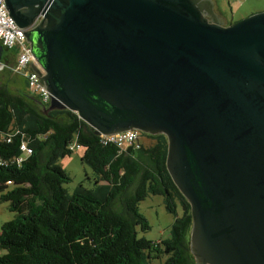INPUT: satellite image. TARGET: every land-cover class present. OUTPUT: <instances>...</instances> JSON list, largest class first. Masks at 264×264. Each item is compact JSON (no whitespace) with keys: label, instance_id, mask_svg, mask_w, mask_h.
Masks as SVG:
<instances>
[{"label":"water","instance_id":"water-1","mask_svg":"<svg viewBox=\"0 0 264 264\" xmlns=\"http://www.w3.org/2000/svg\"><path fill=\"white\" fill-rule=\"evenodd\" d=\"M5 2L46 111L71 109L96 134L167 136L196 264H264V11L225 25L214 0Z\"/></svg>","mask_w":264,"mask_h":264},{"label":"trees","instance_id":"trees-1","mask_svg":"<svg viewBox=\"0 0 264 264\" xmlns=\"http://www.w3.org/2000/svg\"><path fill=\"white\" fill-rule=\"evenodd\" d=\"M15 90L0 82V156L9 161L0 166V204L16 213L1 226L0 264H196L191 203L168 170L165 134L140 131L154 142L122 149L105 143L77 112L46 111L49 104L31 91ZM24 141L32 153L13 161ZM74 144L83 149L93 186L70 193L59 159ZM152 194L176 214L162 242L138 236V228H150L139 203Z\"/></svg>","mask_w":264,"mask_h":264},{"label":"rangeland","instance_id":"rangeland-1","mask_svg":"<svg viewBox=\"0 0 264 264\" xmlns=\"http://www.w3.org/2000/svg\"><path fill=\"white\" fill-rule=\"evenodd\" d=\"M220 3L223 6V12L228 15L229 21L232 22L233 16L237 14L234 17L233 23L251 14L257 13V11H264V0H242L241 3H235L234 0H220ZM240 13H247L249 15L241 18V15H239ZM10 53L12 55L16 54L17 49L14 48L10 52L7 51L6 55H4L7 68L0 71V82L7 83L13 91H16V87L20 91L24 90V92H30L25 77L21 75L18 70V72L16 71V58L11 56ZM141 140L145 145H150L154 142V139L145 135H141ZM75 145L76 144H74V146ZM82 153L83 149L79 148L74 150L72 154L59 159V164L70 176V180L65 184V187L70 193L75 192L80 184H83L87 188L93 186V181L90 179L92 178L93 172L90 166L82 162ZM88 176L90 178H88ZM139 211L147 218L150 225V228L147 230L138 228L139 237L144 236L154 242H162L170 238L171 225L176 218V214L170 212L166 208L162 195L152 194L147 196L139 203ZM177 211L178 214H182L181 206H178ZM15 216L16 213L9 209L7 202H2L0 204V232L2 224L8 220H12ZM192 259L195 260V257L192 256Z\"/></svg>","mask_w":264,"mask_h":264},{"label":"built area","instance_id":"built-area-1","mask_svg":"<svg viewBox=\"0 0 264 264\" xmlns=\"http://www.w3.org/2000/svg\"><path fill=\"white\" fill-rule=\"evenodd\" d=\"M38 23V20L34 25ZM26 33V28H21L17 25L15 20L9 15V10L6 7L5 0H0V44L6 51L17 49L15 67L21 75L26 78L27 85L30 91L38 96L40 101L44 104H49L51 100V93L48 91L47 86L42 82L40 72L33 68V65L41 69L40 64L37 62L36 57L31 52V46L27 37L23 34ZM6 59L0 60V71L7 68ZM14 67V68H15ZM17 71V72H18ZM105 143H116L122 149L127 147L140 148L142 145L141 133L137 129H128L125 131L113 134H100ZM1 139L4 136L0 137ZM10 141V137L7 138ZM81 148L76 144L72 146V150ZM32 153V148L26 141L22 142L19 150L14 157L13 161L20 163L25 156ZM9 161L0 156V166L8 165ZM9 183L11 181H8Z\"/></svg>","mask_w":264,"mask_h":264},{"label":"crops","instance_id":"crops-1","mask_svg":"<svg viewBox=\"0 0 264 264\" xmlns=\"http://www.w3.org/2000/svg\"><path fill=\"white\" fill-rule=\"evenodd\" d=\"M235 1V3H237V2H239V3H241L242 2V0L240 1V0H234ZM214 10L216 11V13L218 14V17L220 18V20H222L223 22H224V24L225 25H229V24H231V23H233V21H234V17H235V15H237V14H235L234 16H233V19H232V22L231 21H229L228 20V15L227 14H225L223 11H224V9H223V6L221 5V3H220V0H214ZM258 12V11H257ZM249 13H253V12H249ZM239 15H241L240 17L242 18V17H245L246 15H249V14H239ZM6 55V54H5ZM6 58H5V56H4V58H3V60H5Z\"/></svg>","mask_w":264,"mask_h":264},{"label":"flooded vegetation","instance_id":"flooded-vegetation-1","mask_svg":"<svg viewBox=\"0 0 264 264\" xmlns=\"http://www.w3.org/2000/svg\"><path fill=\"white\" fill-rule=\"evenodd\" d=\"M7 51L4 49V53H3V56L5 55V53H6Z\"/></svg>","mask_w":264,"mask_h":264},{"label":"clouds","instance_id":"clouds-1","mask_svg":"<svg viewBox=\"0 0 264 264\" xmlns=\"http://www.w3.org/2000/svg\"><path fill=\"white\" fill-rule=\"evenodd\" d=\"M5 54H6V53H5ZM3 58H4V56H3ZM3 58H2V59H3Z\"/></svg>","mask_w":264,"mask_h":264}]
</instances>
